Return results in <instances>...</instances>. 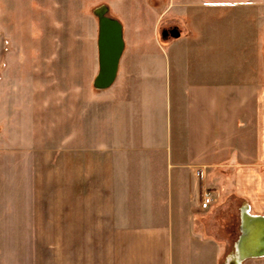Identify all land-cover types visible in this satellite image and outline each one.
<instances>
[{
	"label": "crops",
	"instance_id": "crops-1",
	"mask_svg": "<svg viewBox=\"0 0 264 264\" xmlns=\"http://www.w3.org/2000/svg\"><path fill=\"white\" fill-rule=\"evenodd\" d=\"M146 7L153 39L167 16L179 32L166 41L173 63L163 70L166 89L182 92L174 137L164 129L170 99L148 105L144 98L158 87L141 83L153 74L126 67L121 113L110 101L107 132L98 127L99 142L107 138L109 146L93 153L87 174L79 158L66 170L67 187L77 176L78 203L86 200L84 177L91 179L93 209L23 217L33 233L70 236L51 246L45 264H175L185 250L203 257L206 245L181 235H189L213 172L232 171L236 195L264 215V0H147ZM108 9L119 18L117 7ZM28 251L14 264H36L31 245Z\"/></svg>",
	"mask_w": 264,
	"mask_h": 264
},
{
	"label": "rangeland",
	"instance_id": "rangeland-1",
	"mask_svg": "<svg viewBox=\"0 0 264 264\" xmlns=\"http://www.w3.org/2000/svg\"><path fill=\"white\" fill-rule=\"evenodd\" d=\"M146 1L0 0V264L27 258L30 245L36 264H45L54 253L51 246L69 241L70 236L53 234L48 228L38 227L33 233L23 218L29 212L43 216L93 209L86 201L91 179L84 177L81 191L86 200L78 203L77 176H73V188L67 187L66 170L68 163L74 160L75 166L79 158L80 163L84 159L87 174L93 153L109 146L107 138L99 142L98 127L107 132L111 108L121 113L124 91L119 86L128 82L126 67L153 74L151 81L148 75L141 83L158 89L144 93V98L148 105L170 99L171 114L168 105L164 129L174 137L173 108L182 92L166 89L163 70L172 67L166 41L174 38L168 31L175 27L168 23L171 16L164 17L153 39ZM101 4L117 7L124 39L117 76L106 89L92 86L98 67L93 9ZM110 101H114L111 108ZM116 128L123 130L124 122L117 121ZM211 174L206 188L212 192V204L206 210L197 209L189 235H181L182 240L189 238L207 250L202 249L203 257L199 251L196 255L185 250V261L176 253L175 264H227L233 253L245 204L232 187V171ZM241 264H264V258Z\"/></svg>",
	"mask_w": 264,
	"mask_h": 264
},
{
	"label": "water",
	"instance_id": "water-1",
	"mask_svg": "<svg viewBox=\"0 0 264 264\" xmlns=\"http://www.w3.org/2000/svg\"><path fill=\"white\" fill-rule=\"evenodd\" d=\"M108 12V6L105 4H101L93 9V14L97 18L96 48L98 67L92 80V86L96 89H106L112 85L117 76L119 60L124 49L123 26L117 18L108 15ZM168 32L173 37L179 36V32L176 28H172ZM242 225L240 214V233L234 243L233 249V253H237L238 255H240L241 252L238 249L237 242L239 243L244 237V234L241 233L243 230ZM258 225L264 228V223H258ZM259 245H261V247H258V250L261 251V249L264 248V241L260 242ZM261 254L264 253L261 252ZM242 256L241 260L252 257L250 255Z\"/></svg>",
	"mask_w": 264,
	"mask_h": 264
},
{
	"label": "bare ground",
	"instance_id": "bare-ground-1",
	"mask_svg": "<svg viewBox=\"0 0 264 264\" xmlns=\"http://www.w3.org/2000/svg\"><path fill=\"white\" fill-rule=\"evenodd\" d=\"M240 214L243 224L241 233L244 234V237L239 243L237 242V245L241 254L232 253L229 257L228 264H241L244 261L241 260L242 255L252 256L247 259L264 258V254H261V252L264 253V248L261 251L258 250V247H261L259 245L260 242L264 241V228L260 227L258 223H264V215L250 213L248 206H244Z\"/></svg>",
	"mask_w": 264,
	"mask_h": 264
},
{
	"label": "built area",
	"instance_id": "built-area-1",
	"mask_svg": "<svg viewBox=\"0 0 264 264\" xmlns=\"http://www.w3.org/2000/svg\"><path fill=\"white\" fill-rule=\"evenodd\" d=\"M195 175H196V177H198L200 179H202V177H203V173L201 170L196 171ZM211 204H212V195L207 189H204L202 194H201V199L199 202V209L200 210H206L210 207Z\"/></svg>",
	"mask_w": 264,
	"mask_h": 264
}]
</instances>
